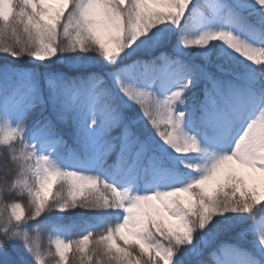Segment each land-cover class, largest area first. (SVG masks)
<instances>
[{
    "label": "snow or ice",
    "instance_id": "1",
    "mask_svg": "<svg viewBox=\"0 0 264 264\" xmlns=\"http://www.w3.org/2000/svg\"><path fill=\"white\" fill-rule=\"evenodd\" d=\"M0 264H264V0H0Z\"/></svg>",
    "mask_w": 264,
    "mask_h": 264
},
{
    "label": "trees",
    "instance_id": "2",
    "mask_svg": "<svg viewBox=\"0 0 264 264\" xmlns=\"http://www.w3.org/2000/svg\"><path fill=\"white\" fill-rule=\"evenodd\" d=\"M23 64L25 66L31 67V61L29 58L25 57L23 59ZM71 141H69L70 143ZM87 213L84 210H71L69 213L64 216V223L68 225V235L71 238L79 237L83 231V224L81 223V217L86 216ZM51 235L49 232L43 234V243L47 245L48 237Z\"/></svg>",
    "mask_w": 264,
    "mask_h": 264
},
{
    "label": "rangeland",
    "instance_id": "3",
    "mask_svg": "<svg viewBox=\"0 0 264 264\" xmlns=\"http://www.w3.org/2000/svg\"><path fill=\"white\" fill-rule=\"evenodd\" d=\"M79 237H75V238H73V239H78Z\"/></svg>",
    "mask_w": 264,
    "mask_h": 264
}]
</instances>
